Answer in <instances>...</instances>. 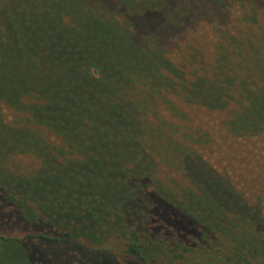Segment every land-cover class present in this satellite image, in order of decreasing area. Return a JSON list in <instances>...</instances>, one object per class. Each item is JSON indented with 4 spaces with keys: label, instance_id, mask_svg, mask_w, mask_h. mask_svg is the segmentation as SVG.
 Segmentation results:
<instances>
[{
    "label": "trees",
    "instance_id": "16d2710c",
    "mask_svg": "<svg viewBox=\"0 0 264 264\" xmlns=\"http://www.w3.org/2000/svg\"><path fill=\"white\" fill-rule=\"evenodd\" d=\"M229 218L264 240V0H0V264H215Z\"/></svg>",
    "mask_w": 264,
    "mask_h": 264
},
{
    "label": "rangeland",
    "instance_id": "374dc122",
    "mask_svg": "<svg viewBox=\"0 0 264 264\" xmlns=\"http://www.w3.org/2000/svg\"><path fill=\"white\" fill-rule=\"evenodd\" d=\"M232 31L234 32L235 28ZM215 36L216 29L212 27V24H191L184 38L178 40L175 44L173 54L176 61L183 62L182 66L187 72H190L193 68H195L198 69L200 73L205 77L214 75V73L217 72L216 65L212 63L214 57L208 59L206 54L211 53V50L214 51ZM169 43L170 45L174 46V42L169 41ZM187 54H189L188 58L185 56ZM181 56L183 57L181 58ZM226 65L232 69V65L229 63V60L224 64V66ZM205 180L207 181L206 186L209 190H213L217 187L221 189V205L228 204L229 206L234 207L240 206V204L238 205L237 203L233 204L234 199L232 198V194L230 193V188L226 184H224V182L214 178L213 176L205 178ZM247 205L249 206V204ZM207 207L212 211H216L215 213L217 214V217H214L213 224L216 225L221 223V220L219 219L220 214H222L223 212H218V210H220L219 206L209 202L207 204ZM231 213L232 217H238L237 212L231 211ZM242 214L245 216H250L246 212V210L245 212L242 211ZM229 219L230 220L228 223H226L225 229L217 228L218 230L213 231L214 236H217V238L221 240V242L217 241L213 245L211 243L207 244L206 251H209L210 249L211 252V250H213L215 251V254L217 256L214 259V263L264 264V240L257 237L248 238L246 234L240 231V229L242 230V227H239L232 218ZM242 219L245 221V223H249L248 218L243 217ZM237 226L239 228H237ZM243 229L245 230V228Z\"/></svg>",
    "mask_w": 264,
    "mask_h": 264
}]
</instances>
